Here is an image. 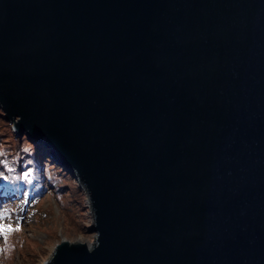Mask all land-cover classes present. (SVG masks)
Instances as JSON below:
<instances>
[{
  "label": "water",
  "instance_id": "1",
  "mask_svg": "<svg viewBox=\"0 0 264 264\" xmlns=\"http://www.w3.org/2000/svg\"><path fill=\"white\" fill-rule=\"evenodd\" d=\"M0 110L87 196L40 264H264V0H0Z\"/></svg>",
  "mask_w": 264,
  "mask_h": 264
},
{
  "label": "rangeland",
  "instance_id": "2",
  "mask_svg": "<svg viewBox=\"0 0 264 264\" xmlns=\"http://www.w3.org/2000/svg\"><path fill=\"white\" fill-rule=\"evenodd\" d=\"M43 149L16 134L0 110V225H20L0 232V264H40L60 239L94 241L85 191Z\"/></svg>",
  "mask_w": 264,
  "mask_h": 264
},
{
  "label": "snow or ice",
  "instance_id": "3",
  "mask_svg": "<svg viewBox=\"0 0 264 264\" xmlns=\"http://www.w3.org/2000/svg\"><path fill=\"white\" fill-rule=\"evenodd\" d=\"M0 175H3V174L0 173ZM28 175H29L28 172H23V173H22V177H23V178H27ZM3 178H4L5 180L8 179V177H7L6 175L3 176ZM24 195L27 196V193H25ZM19 228H20V225H19V224L16 225V228H15V229H13V227H12L11 225L3 224V225H0V232H5V233H7V232H10V231H13V230H19Z\"/></svg>",
  "mask_w": 264,
  "mask_h": 264
},
{
  "label": "bare ground",
  "instance_id": "4",
  "mask_svg": "<svg viewBox=\"0 0 264 264\" xmlns=\"http://www.w3.org/2000/svg\"><path fill=\"white\" fill-rule=\"evenodd\" d=\"M79 240V239H78Z\"/></svg>",
  "mask_w": 264,
  "mask_h": 264
}]
</instances>
